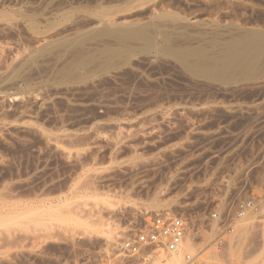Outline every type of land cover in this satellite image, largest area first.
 Wrapping results in <instances>:
<instances>
[{
	"label": "rangeland",
	"instance_id": "1",
	"mask_svg": "<svg viewBox=\"0 0 264 264\" xmlns=\"http://www.w3.org/2000/svg\"><path fill=\"white\" fill-rule=\"evenodd\" d=\"M251 195L226 264L264 260V0H0V264L116 259L159 211L218 264Z\"/></svg>",
	"mask_w": 264,
	"mask_h": 264
},
{
	"label": "built area",
	"instance_id": "2",
	"mask_svg": "<svg viewBox=\"0 0 264 264\" xmlns=\"http://www.w3.org/2000/svg\"><path fill=\"white\" fill-rule=\"evenodd\" d=\"M260 197L251 195L247 198L236 199L224 209L214 210L210 214V221L215 222L213 238L214 252L220 255L218 264H226L222 257L229 244V236L234 231L236 220L255 216L259 211ZM207 221V224H210ZM200 224L192 225L182 214L169 215L166 212H156L150 222L145 223L120 242L118 257L112 260H103L102 257L89 263L81 264H147L149 257L156 249H162L166 254L177 251L185 238L188 237L198 243L202 231ZM206 248L194 246L193 251L183 254L184 264H208L205 255Z\"/></svg>",
	"mask_w": 264,
	"mask_h": 264
},
{
	"label": "bare ground",
	"instance_id": "3",
	"mask_svg": "<svg viewBox=\"0 0 264 264\" xmlns=\"http://www.w3.org/2000/svg\"><path fill=\"white\" fill-rule=\"evenodd\" d=\"M236 57V58H233ZM230 59H234V61H231L230 63L234 62L235 60L237 61V63H243L244 60H241V57H239L238 54H235L232 56V58ZM229 59V60H230ZM263 210H264V206H263ZM194 250V240L188 237L185 238L184 242L182 243V245L180 246V248L172 253H168L167 256L159 259V261H157L154 264H181L182 263V252L184 254V251H193ZM212 254V253H211ZM209 254V257L206 259L208 264H213L212 260L214 259V253L211 255ZM240 254V253H239ZM237 254V256H234L236 259H238L240 257V255ZM211 255V256H210ZM236 255V254H234ZM235 262H233L234 264H264V260H260V259H253L250 261H242L240 258L238 260H235ZM184 264V263H183Z\"/></svg>",
	"mask_w": 264,
	"mask_h": 264
}]
</instances>
